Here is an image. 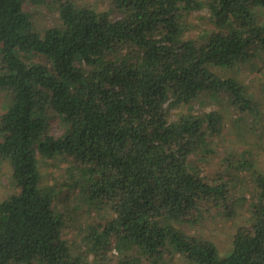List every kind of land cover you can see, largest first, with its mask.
I'll return each instance as SVG.
<instances>
[{
    "label": "trees",
    "instance_id": "1",
    "mask_svg": "<svg viewBox=\"0 0 264 264\" xmlns=\"http://www.w3.org/2000/svg\"><path fill=\"white\" fill-rule=\"evenodd\" d=\"M24 1L0 0V161L13 185L0 201V264H162L174 255L264 264V169L240 154L204 175L196 158L225 130L224 117L193 108L227 98L236 127L253 122L244 79L214 69L246 70L264 51V0H108L105 9L51 0L58 23L44 29ZM201 9L208 28L188 38L183 18ZM50 116L62 135L49 131ZM38 155L67 160L68 185L86 209L106 210L86 229L84 251L61 236L58 191L41 189ZM241 172L255 201L222 256L187 227L212 209L233 214Z\"/></svg>",
    "mask_w": 264,
    "mask_h": 264
},
{
    "label": "rangeland",
    "instance_id": "2",
    "mask_svg": "<svg viewBox=\"0 0 264 264\" xmlns=\"http://www.w3.org/2000/svg\"><path fill=\"white\" fill-rule=\"evenodd\" d=\"M81 1L92 0H79V2ZM95 2L96 7L99 9H105L109 4L108 0H95ZM24 8L31 14L32 20L38 29H44L58 23L57 7L51 0H41L40 2L25 0ZM261 15V19L264 21V10ZM207 16V10L201 9L200 11H193L186 15V18H183V24L187 27L186 35L188 38H195L203 29L208 28L207 19L206 22L202 20V17ZM214 71L227 76L238 74L240 78H243L248 91L252 93L253 101L257 103L258 112L251 119L255 124L246 122L244 126L238 128L233 121L234 114L227 98L217 102L204 100L201 105L195 103L194 109H204L206 111L212 109L221 110L225 125V130H223L222 134L214 138V142L209 145V152L197 156L196 161L203 174L210 178H213L218 170L222 168L225 158L236 165L240 154L250 156L254 169L261 171L264 169V51L257 53V56L247 65L246 70L240 67L236 71L235 69L222 71L214 69ZM6 96L7 94L4 91H0V114L4 111ZM183 108L178 113L185 112L186 110L184 111ZM176 114V111L173 110L170 117L174 119ZM49 131L56 135H62L65 132L60 118L50 116ZM37 158L41 189L49 187L56 192L58 191L56 211L61 216L62 224L59 228L61 236L70 244L71 241L72 243L74 242L76 248L84 251L86 229L102 224L106 210L102 209L99 211L93 207L86 209L83 202L80 201L78 188L72 189L68 185L72 172L69 171L70 163L67 160L58 156L44 158L38 155ZM74 175L79 179L76 172H74ZM240 175L243 180L236 182L237 184H234L233 190H238L239 194L244 198L234 203L233 214L228 216L222 209H212L209 212L201 213L196 219H192V222L194 221L193 224H188L187 227L189 234L202 235L209 239L213 245L215 244L219 254L222 256L229 252L235 229L246 224V221L250 219V202L255 201L254 183L251 176L244 172H241ZM12 191L13 185L11 183L9 164L7 160L0 161V201ZM111 252L114 258L115 252ZM85 259L90 262L92 256L86 255ZM162 264L187 263L179 256L174 255Z\"/></svg>",
    "mask_w": 264,
    "mask_h": 264
}]
</instances>
